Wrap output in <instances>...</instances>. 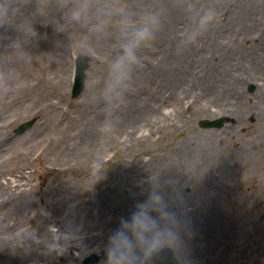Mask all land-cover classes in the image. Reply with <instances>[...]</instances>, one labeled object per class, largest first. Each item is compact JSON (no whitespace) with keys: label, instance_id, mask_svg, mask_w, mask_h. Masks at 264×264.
<instances>
[{"label":"rangeland","instance_id":"rangeland-1","mask_svg":"<svg viewBox=\"0 0 264 264\" xmlns=\"http://www.w3.org/2000/svg\"><path fill=\"white\" fill-rule=\"evenodd\" d=\"M82 2L0 8V81L12 76L0 100V264H81L92 252L101 264L153 176L188 222L194 264H264V0H86L75 19ZM97 9L159 15L115 105L100 88L119 38L97 34ZM81 53L92 59L74 97ZM219 116L222 128L199 124Z\"/></svg>","mask_w":264,"mask_h":264},{"label":"clouds","instance_id":"clouds-1","mask_svg":"<svg viewBox=\"0 0 264 264\" xmlns=\"http://www.w3.org/2000/svg\"><path fill=\"white\" fill-rule=\"evenodd\" d=\"M8 5L0 0V8ZM90 6L82 2L73 9V17L80 19L82 13H89ZM97 34L106 27H114L119 38L120 51L107 63L100 95L110 105L123 102L132 81V73L139 62L138 49L155 36L159 26L158 12L145 11L139 14L127 11L97 9L94 13ZM209 19L214 14L208 13ZM178 198V197H177ZM191 230L177 210L169 207L157 177L151 179L146 200L138 203L127 218H121L108 234L103 245L101 264H154L155 258L167 246L175 253L178 264H194L187 248L186 237ZM71 235L56 242L52 248L67 247Z\"/></svg>","mask_w":264,"mask_h":264},{"label":"water","instance_id":"water-1","mask_svg":"<svg viewBox=\"0 0 264 264\" xmlns=\"http://www.w3.org/2000/svg\"><path fill=\"white\" fill-rule=\"evenodd\" d=\"M223 122H224V118H219V119H215V120L205 119V120L202 121V124L205 125V126H207V125H218V126H220V125L223 124ZM24 127H26V124L20 126L19 128L21 129V128H24ZM167 253L168 252L166 250H162V255H163V257H164V259L166 261H162V259L160 257V254H161L160 253L155 258L154 264H167V263H169V264H176L175 262H173L171 260L170 256ZM171 256H173V255H171Z\"/></svg>","mask_w":264,"mask_h":264},{"label":"bare ground","instance_id":"bare-ground-1","mask_svg":"<svg viewBox=\"0 0 264 264\" xmlns=\"http://www.w3.org/2000/svg\"><path fill=\"white\" fill-rule=\"evenodd\" d=\"M0 75H1V73L3 72V70H6V68H8L9 66H8V64H6V63H4V64H2V65H0ZM10 69H12V67L10 66ZM7 71V70H6ZM5 71V72H6ZM8 80H11L12 81V76L10 77V76H7L6 77V80H4V81H0V97H1V99L0 100H2V98L5 96V94H7V93H4V87H3V85L4 84H6V82L5 81H8ZM6 92H7V90H6ZM17 188V185L16 184H13L12 185V188H11V192H15V189ZM16 206H19V204L18 205H16ZM21 234V231H19V232H17V234H15V233H12V239H14L15 241H20L21 239H22V235H20ZM73 245H74V243L72 242V243H70V247H73ZM30 264H35V262L33 261V262H31Z\"/></svg>","mask_w":264,"mask_h":264}]
</instances>
